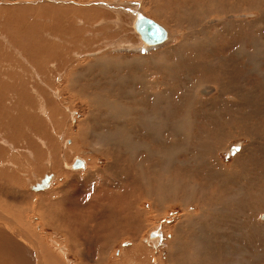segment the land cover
Masks as SVG:
<instances>
[{
    "label": "rangeland",
    "instance_id": "1",
    "mask_svg": "<svg viewBox=\"0 0 264 264\" xmlns=\"http://www.w3.org/2000/svg\"><path fill=\"white\" fill-rule=\"evenodd\" d=\"M239 2L233 17L238 0H0V264H264V191L247 198L264 168V0ZM135 16L166 40L144 49ZM136 176L126 219L116 197Z\"/></svg>",
    "mask_w": 264,
    "mask_h": 264
},
{
    "label": "bare ground",
    "instance_id": "2",
    "mask_svg": "<svg viewBox=\"0 0 264 264\" xmlns=\"http://www.w3.org/2000/svg\"><path fill=\"white\" fill-rule=\"evenodd\" d=\"M235 1V0H234ZM241 1V0H240ZM215 2H216V0H215ZM107 3V2H106ZM105 3V4H106ZM236 2H234V4H235ZM109 4H111L110 2H109ZM243 5V4H242ZM123 6H125V5H123ZM238 6H239V8H238ZM238 6H237V4H236V8H235V15H233L232 14V16L233 17H239V16H241V9H240V6H241V4H240V2H239V0H238ZM111 7V6H110ZM117 7V6H116ZM127 7V6H126ZM226 7H227V5H226ZM262 8V7H261ZM122 9V8H121ZM123 9H125V7L123 8ZM116 10V9H115ZM216 10V9H215ZM228 10V9H227ZM66 11V10H65ZM127 11H129V10H127ZM126 11V12H127ZM132 11V10H131ZM217 11V10H216ZM138 12V10H136V12H134V13H137ZM124 13H125V11H124ZM133 12L130 14V15H132V16H134L135 14H134ZM220 13H221V11H220ZM71 14V13H70ZM134 14V15H133ZM138 14V13H137ZM225 15V14H224ZM227 15V14H226ZM136 17V16H135ZM225 17H227V16H225ZM70 17H67V19H69ZM76 18V17H75ZM133 18V17H132ZM138 19V20H137ZM136 27L137 28H139L140 29V24L141 23H143V22H145L146 20H148L147 18H145L144 16H139V18L138 17H136ZM213 20V19H212ZM67 21V20H66ZM71 21V20H70ZM69 21V22H70ZM78 21V20H77ZM237 21V20H236ZM68 22V23H69ZM127 22V21H126ZM131 23V22H130ZM227 23V22H226ZM231 23H232V21H231ZM263 23V22H262ZM134 24V23H133ZM158 24V23H157ZM217 24V23H216ZM228 24H229V22H228ZM233 24V23H232ZM85 25V24H84ZM224 25V24H223ZM231 25V24H230ZM217 26V25H216ZM62 27V26H61ZM59 28V27H58ZM81 28V27H80ZM163 28V27H162ZM230 29V28H229ZM75 30V29H74ZM79 29H77V31H78ZM84 30V29H83ZM222 30H224V29H222ZM241 30V29H240ZM72 31V30H71ZM225 31H226V28H225ZM164 32H165V30H164ZM167 32V31H166ZM224 32V31H223ZM258 32V31H257ZM64 33V32H63ZM71 33V32H70ZM83 33V32H82ZM81 33V34H82ZM142 33V32H141ZM240 33H243V32H240ZM65 34V33H64ZM63 34V35H64ZM67 34V33H66ZM238 34V33H237ZM168 35V34H167ZM167 35H166V33H165V36H164V38L162 39V41L161 42H163V41H165L166 40V37H167ZM68 36V35H67ZM138 36V35H137ZM233 37V36H232ZM73 37H66L65 38V40L68 42V44L67 45H69V44H73L74 45V42H75V38H73ZM235 38V37H234ZM144 41V43H143V45H141L144 49L145 48H148V47H151V46H154L155 44H157V43H153V42H150L149 40H147V39H145V40H143ZM161 42H158V43H161ZM76 43V42H75ZM80 43H82V42H80ZM133 44V43H132ZM237 44V43H236ZM160 45V44H159ZM239 45H241V44H239ZM53 46V45H52ZM238 46V45H237ZM156 47V46H155ZM54 48V47H53ZM137 48V47H136ZM135 48V49H136ZM195 48V47H194ZM152 49V48H151ZM146 51V50H145ZM239 52V51H238ZM69 53V52H68ZM238 56H240V55H238ZM257 56V55H256ZM255 56V57H256ZM243 57V56H242ZM194 58V57H193ZM241 59V58H240ZM245 59V58H244ZM110 60V59H109ZM111 61V60H110ZM107 66V65H106ZM255 72H257V71H255ZM252 73V72H251ZM262 73V72H261ZM264 74V73H263ZM60 75V74H59ZM251 77V76H250ZM235 79V78H234ZM66 80H67V78H66ZM237 80V79H236ZM239 80H241L240 78H239ZM251 80H253V79H251ZM255 80V79H254ZM69 83V82H68ZM258 82H255V84H257ZM261 82H259V84H260ZM182 84V83H181ZM222 84V83H221ZM231 84V83H230ZM238 84V83H237ZM200 85V84H199ZM216 85V84H215ZM223 85V84H222ZM225 85H226V83H225ZM240 86V85H239ZM259 86V85H258ZM154 87V86H153ZM197 87V86H196ZM225 87V86H224ZM76 87H74V86H72L71 87V91H74V89H75ZM106 88V87H105ZM209 86H203V89L201 90V93L202 94H206V93H208L209 92ZM235 88V87H234ZM63 89V88H62ZM66 89V88H65ZM196 89V88H195ZM194 89V91H196ZM198 90V89H197ZM211 90V89H210ZM224 90V89H223ZM232 90V89H231ZM259 90V89H258ZM59 91H61V90H59ZM199 91V90H198ZM228 91V90H227ZM261 91V90H260ZM225 92V91H224ZM234 92V91H233ZM64 93V92H63ZM74 93H75V91H74ZM113 93V92H112ZM196 94V93H195ZM228 94V93H227ZM59 98L60 97H62L61 95H62V93H59ZM116 96V95H115ZM253 96V95H252ZM64 97V96H63ZM153 96L151 95V98H152ZM201 97V96H200ZM221 97V96H220ZM219 97V98H220ZM255 97H256V95H255ZM254 97V98H255ZM258 97V96H257ZM154 98H156V97H154ZM186 98H187V96H186ZM207 98V97H206ZM205 98V99H206ZM223 98V97H222ZM57 99H58V97H57ZM62 99V98H61ZM197 99V98H196ZM207 99H209V98H207ZM212 99V98H211ZM233 100H232V102L230 103V105L231 106H234V105H236V108H237V110H238V112H240V109H241V106H242V104H243V102H244V100H243V98H242V96H241V94H238V95H234V98H232ZM60 100V99H59ZM63 100H64V98H63ZM134 100V99H133ZM185 100V99H184ZM184 100H183V102H184ZM231 100V99H230ZM259 100V99H258ZM157 101V100H156ZM185 101H187V100H185ZM199 101V100H198ZM204 101V100H203ZM213 101H215L214 99H213ZM218 101V100H217ZM252 101H254V100H252ZM191 102V101H190ZM206 102H207V100H206ZM251 102V101H250ZM261 102V101H260ZM66 103V102H65ZM218 103H220V102H218ZM246 103V102H245ZM252 103V102H251ZM250 103V104H251ZM262 103H263V100H262ZM85 104V103H84ZM149 104V103H148ZM153 104V103H152ZM207 104H208V102H207ZM223 104V103H222ZM264 104V103H263ZM64 105V104H63ZM70 105V104H69ZM125 105V104H124ZM249 105V104H248ZM253 105H254V103H253ZM256 105V104H255ZM254 105V106H255ZM89 106V105H88ZM204 106V105H203ZM42 107V106H41ZM264 108V107H263ZM263 108H261V109H263ZM117 109V108H116ZM121 109V108H120ZM132 109V108H131ZM198 109V108H197ZM204 109V108H203ZM255 109H257V108H255ZM115 110V109H114ZM122 110H124L125 111V109L123 108ZM122 110H118V111H116V112H118L119 113V111H122ZM127 110V109H126ZM196 110V109H195ZM227 110V109H226ZM258 111V110H257ZM196 112V111H195ZM229 112V111H228ZM237 112V113H238ZM49 114L50 113H48L47 112V116L45 115V117L48 119V118H50V116H49ZM119 115H121V114H119ZM236 115V114H235ZM239 115V114H238ZM242 116V115H241ZM244 116V115H243ZM253 116H255V115H253ZM251 117V116H250ZM264 117V111L263 112H260V113H258L257 115H256V118L259 120V123H261V120H262V118ZM38 119V118H37ZM246 120V119H245ZM254 120V119H253ZM90 121V120H89ZM88 121V122H89ZM252 121V120H251ZM250 121V122H251ZM53 122V121H52ZM87 122V123H88ZM242 123V122H241ZM256 123V122H255ZM263 123V122H262ZM40 124V123H39ZM264 124V123H263ZM50 126H51V124H50ZM54 126V125H53ZM48 127V126H47ZM46 127V129H48ZM259 128H260V126H258ZM241 128V127H240ZM68 129V128H67ZM129 129V128H128ZM52 130V129H51ZM58 130V129H57ZM56 130V131H57ZM240 130V129H239ZM50 131V130H49ZM68 131H69V129H68ZM135 131V130H134ZM258 131V130H257ZM53 132V131H52ZM81 132V131H80ZM131 132H132V130H131ZM240 132V131H239ZM41 133V132H40ZM45 133V132H44ZM43 133V134H44ZM126 134V133H125ZM218 134V133H217ZM64 135V134H63ZM62 135V136H63ZM250 136H253V135H250ZM255 136V135H254ZM80 137V136H79ZM261 137H264V133H259L258 134V137H257V139L258 138H261ZM43 138V137H42ZM236 138V137H235ZM241 138V137H240ZM41 139V138H40ZM45 139V138H44ZM256 139V140H257ZM43 140V139H42ZM250 140V139H249ZM256 140L254 141L255 143H256ZM12 141V140H11ZM46 141V140H45ZM51 141V140H50ZM236 142H238V141H236ZM254 142H249L248 141V143H250V145L252 146V144L254 143ZM29 143V142H28ZM46 144L48 143L47 141L45 142ZM231 144V143H230ZM230 144H229V146H230ZM234 144V143H233ZM241 144V143H240ZM244 145H246V144H244ZM248 145V144H247ZM254 145V144H253ZM47 146H48V144H47ZM42 147V146H41ZM232 147H234V146H232ZM253 148H254V146H252ZM252 147H250V146H247V147H245V152H253V148ZM74 148V147H73ZM72 148V149H73ZM226 148H228V147H226ZM256 148V147H255ZM48 149H50V148H48ZM155 149V148H154ZM216 149V148H215ZM52 150V149H51ZM135 150V149H134ZM229 150V149H228ZM259 150V149H258ZM46 151H47V149H46ZM59 151V150H58ZM58 151H56V152H58ZM159 151H160V149H159ZM225 151V150H224ZM255 151V150H254ZM257 151V150H256ZM255 151V152H256ZM48 152H50V150L48 151ZM55 152V153H56ZM215 152V151H214ZM33 153V152H32ZM228 153V152H227ZM260 153H262V152H260ZM250 154H252V153H250ZM51 157H52V155H50ZM214 156V155H213ZM258 156V153H257V155H256V157ZM245 157V156H244ZM253 157H255V154H254V156ZM250 158H252V157H250ZM51 159V158H50ZM246 159V158H245ZM239 160V159H238ZM247 160V159H246ZM49 161V160H48ZM113 162V161H112ZM241 162H242V160H241ZM50 163V162H49ZM61 163V162H60ZM233 163H234V161H233ZM233 163H231V164H233ZM244 164H245V162H244ZM247 164H249V163H247ZM260 164V163H259ZM74 165H75V167H77V166H81L82 165V161L81 160H77V161H75L74 162ZM219 165V164H218ZM256 165V164H255ZM255 165H253V166H251L250 167V175H251V178H250V182H249V184H248V186H247V198H250L251 200H253V202H255V201H259L260 199H258V193L260 192V191H264V168H263V172H262V170H260L257 166H255ZM208 166V165H207ZM206 166V167H207ZM221 166H222V164H221ZM230 166V165H229ZM204 167V166H203ZM209 167V166H208ZM248 167H249V165H248ZM202 169V168H201ZM209 169L210 168H208L207 170L209 171ZM223 169V168H222ZM218 170V169H217ZM206 174H207V172H205ZM48 174V173H47ZM158 176V175H157ZM204 176H207V175H204ZM128 177H130L129 175H128ZM127 177V179H125V181H128V184L129 185H133V187H132V189L130 190V192L128 193V194H126V197L125 196H123V193H121L120 195H118L117 197H116V200H120V199H126L127 198V200L126 201H124V202H122V203H120V207L119 208H121L120 210L123 212V214L125 215V218L127 219V216H128V211H129V207H130V205L129 204H132V202H131V200L133 199L134 200V203H135V205H136V208H138V206H137V204H138V202L140 203V197H141V192H140V186H141V183H142V180L144 179V176H141V177H139V176H136V177H131V179L130 178H128ZM190 177V176H189ZM215 177V176H214ZM52 178H53V176L51 175V174H48V176H44V178H42L41 180H39V181H36V183L32 186V187H30V188H32L33 189V191H41V190H45L48 186H50V182H52ZM187 179V178H186ZM185 179V180H186ZM228 179V178H227ZM243 179V178H242ZM159 179H157V181H158ZM117 181V180H116ZM160 181V180H159ZM224 181V180H223ZM228 181H230V180H228ZM189 182V181H188ZM187 182V183H188ZM204 182V181H203ZM226 182V181H225ZM163 183V182H162ZM161 183V184H162ZM228 183V182H227ZM172 184V183H171ZM225 184V183H224ZM160 185V184H159ZM165 185V184H164ZM203 185V184H202ZM202 185H200V187L202 186ZM189 186V185H188ZM196 186V185H195ZM210 186V185H209ZM218 186V185H217ZM211 187V186H210ZM229 185H227L226 184V186H224V187H220L221 188V192L222 193H224V192H226L228 189H229ZM240 187V186H239ZM246 187V186H245ZM244 187V188H245ZM260 187V188H259ZM187 188V187H186ZM186 188H184V189H186ZM203 188V187H202ZM201 188V189H202ZM238 188V187H237ZM7 189H9V188H7ZM48 189V188H47ZM157 189H163L162 187H158ZM165 189V188H164ZM192 189H193V186H192ZM199 188H197V190H198ZM186 190H189V188L188 189H186ZM186 190H184V191H186ZM202 190H204V189H202ZM215 190V189H214ZM9 192H11V194H12V196H14L13 198L15 199V195L14 194H16L17 192L16 191H14L13 189H9L8 190ZM193 191H194V189H193ZM192 191V193L194 194V192ZM201 191V190H200ZM205 191V190H204ZM136 194H135V193ZM165 192V191H164ZM167 192V191H166ZM199 192V191H198ZM187 193V192H186ZM196 193V192H195ZM221 193V194H222ZM180 194V193H179ZM183 194V193H182ZM191 194V193H190ZM197 194V193H196ZM205 194H207V193H205ZM213 194H215V193H213ZM192 195V194H191ZM200 195V194H199ZM220 195V194H219ZM17 196H19V195H17ZM185 196H187V195H185ZM190 196V195H189ZM209 196H211V194L209 195ZM10 197H11V195H10ZM192 197V196H191ZM199 197V196H198ZM231 197V196H230ZM263 197V196H262ZM20 198V197H19ZM201 198H203V197H201ZM200 198V199H201ZM222 198V197H221ZM226 198V197H225ZM10 199V198H9ZM213 199V198H212ZM227 199V198H226ZM177 200V199H176ZM181 200H182V197H181ZM209 200V199H208ZM219 200V199H218ZM221 200V199H220ZM223 200H224V198H223ZM228 200V199H227ZM12 201V200H11ZM143 201V200H142ZM141 201V202H142ZM163 201V200H162ZM178 201V200H177ZM195 201V200H194ZM199 201V200H198ZM197 201V202H198ZM217 201V200H216ZM229 201V200H228ZM20 202V201H19ZM201 202V201H200ZM204 202V201H203ZM202 202V203H203ZM206 202V201H205ZM225 202H227V201H225ZM225 202H223V203H225ZM179 203V202H178ZM209 203V202H208ZM8 204V203H7ZM95 204V207H96V203H94ZM227 204V203H226ZM225 204V205H226ZM236 204V203H235ZM200 205H202L203 206V204H200ZM207 205V204H206ZM239 205H240V203H239ZM260 205V204H259ZM210 206V205H209ZM235 206V205H234ZM199 207V206H198ZM212 207V206H211ZM226 207H227V205H226ZM231 207H232V205H231ZM22 208V207H21ZM223 208H224V206H223ZM229 208H230V206H229ZM238 208V207H237ZM16 209V208H15ZM184 209V208H183ZM206 209V208H205ZM216 209V208H215ZM138 210V209H137ZM209 210V209H208ZM241 210H243V209H241ZM124 211H126V214L124 213ZM198 211H202V210H198ZM219 211V210H218ZM222 211V210H221ZM224 211V210H223ZM230 211L231 212H234V211H232L231 209H229V212L228 211H226V212H228V213H230ZM114 212H118V210L115 208L114 209ZM138 212H139V210H138ZM212 212H214V211H212ZM238 212V211H237ZM235 213V212H234ZM86 214V213H85ZM84 214V215H85ZM95 214V213H94ZM192 214V213H191ZM200 214H201V212H200ZM199 214V215H200ZM220 214H222V213H220ZM219 214V215H220ZM236 214V213H235ZM240 214V213H239ZM193 215V214H192ZM224 215H225V213H224ZM226 215H228V214H226ZM234 215V214H233ZM238 215V214H237ZM256 215V214H255ZM194 217H195V215H193ZM216 216V215H215ZM229 216V218H227V216H226V220H225V222H226V226H228L229 225V227H225L226 228V230H227V228H230L231 226H230V224H232L233 223V221L235 220H233V219H230V216H232V215H228ZM211 217V216H210ZM242 217V216H241ZM245 217H247V216H245ZM262 217V216H261ZM201 218V217H200ZM204 218H206V217H204ZM214 218H216V217H214ZM231 218H233V217H231ZM256 219H258L257 217H255ZM131 219H132V216H131ZM210 219V218H209ZM241 219V218H240ZM251 219V218H250ZM220 220H221V218H220ZM7 221V220H6ZM5 221V222H6ZM216 221H217V219H216ZM223 221V220H222ZM255 222V221H254ZM254 222H252V223H254ZM201 223V222H200ZM204 223H205V221H204ZM252 223H250V224H252ZM205 224H208V225H210V223H205ZM205 224H204V226H205ZM257 224V223H256ZM263 224V223H262ZM7 225L8 226H10L12 229H15V227L13 226V224H11L9 221L7 222ZM201 226V225H200ZM224 226V225H223ZM207 227V226H206ZM219 227V226H218ZM203 228H205V227H203ZM210 228H212V226L210 227ZM252 228V227H251ZM17 229V228H16ZM23 229V228H22ZM252 229H254V228H252ZM216 230H217V228H216ZM216 230H214L215 232H216ZM226 230H224L223 232H225ZM230 230V229H229ZM18 231V230H17ZM222 231V230H221ZM231 231V230H230ZM253 231H255V230H253ZM2 232V231H1ZM258 232V231H257ZM220 234V233H219ZM261 234V233H260ZM22 235L23 236H20L21 238H23L24 240H27V241H29L30 243H31V245H35V243H33V242H31V240L27 237V235H25L23 232H22ZM150 235H151V237H154V239H155V237H156V235H157V231H153V232H151L150 233ZM221 236V235H220ZM117 237V236H116ZM216 238L218 237L217 236V234H216V236H215ZM222 237V236H221ZM102 238V237H101ZM54 239V238H53ZM105 239V238H104ZM214 240V239H213ZM255 241V240H254ZM7 243V242H6ZM5 244V243H4ZM217 245V244H216ZM260 245V244H259ZM41 252H40V255H39V258L40 259H43L44 257L45 258H47L48 257V252H46L45 250V246H44V244L43 243H41ZM55 246V245H54ZM201 246V245H200ZM200 246H198V247H200ZM221 245H219V247H220ZM53 247V246H52ZM197 247V246H196ZM195 247V248H196ZM255 247V246H254ZM258 248H260L259 246H258ZM70 249V248H69ZM68 249V250H69ZM261 249V248H260ZM169 251V250H168ZM169 252H171V251H169ZM200 252V251H199ZM212 252V251H211ZM208 254V253H207ZM215 254V253H214ZM52 255V254H51ZM50 255V253H49V257L47 258V262L49 263V264H60L59 262H57L55 259H56V257H52ZM54 255V254H53ZM172 255V254H171ZM211 256H213V254L211 255ZM230 256V255H229ZM216 259V258H215ZM44 260V259H43ZM205 260H206V258H205ZM43 262V261H42ZM47 262H46V264H47ZM63 262V261H62Z\"/></svg>",
    "mask_w": 264,
    "mask_h": 264
},
{
    "label": "water",
    "instance_id": "3",
    "mask_svg": "<svg viewBox=\"0 0 264 264\" xmlns=\"http://www.w3.org/2000/svg\"><path fill=\"white\" fill-rule=\"evenodd\" d=\"M140 31L147 40L153 43L162 41L165 36L164 29L151 20H146L145 22L141 23Z\"/></svg>",
    "mask_w": 264,
    "mask_h": 264
}]
</instances>
